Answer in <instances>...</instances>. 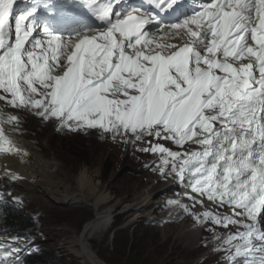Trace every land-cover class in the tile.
I'll return each instance as SVG.
<instances>
[{
  "label": "snow or ice",
  "instance_id": "snow-or-ice-1",
  "mask_svg": "<svg viewBox=\"0 0 264 264\" xmlns=\"http://www.w3.org/2000/svg\"><path fill=\"white\" fill-rule=\"evenodd\" d=\"M146 2L30 0L17 12V0H0V101L158 155L156 170L187 190L192 208L230 211L168 201L196 223L237 229L217 249L227 264H264V0H205L191 15L181 0ZM85 15L99 23L71 32L48 23ZM0 153L21 155L3 127ZM11 239L0 264L24 250L17 241L27 237Z\"/></svg>",
  "mask_w": 264,
  "mask_h": 264
},
{
  "label": "rangeland",
  "instance_id": "rangeland-1",
  "mask_svg": "<svg viewBox=\"0 0 264 264\" xmlns=\"http://www.w3.org/2000/svg\"><path fill=\"white\" fill-rule=\"evenodd\" d=\"M12 111L19 118V130L23 137L32 142L36 147L34 150L44 161L56 163V182H63L67 187L73 186L74 178L68 179L67 176H80L89 170L90 174L99 175V196H103L105 192L113 195L106 211H110L115 205L120 210H113L111 225L105 237L90 243L107 264H221L227 261L228 254L217 250L226 237L225 234L218 240L214 238L216 235H210L212 232L207 231L204 235L201 234L195 246L185 245L183 239L177 235L170 238L168 235V240L164 238L163 231H172L173 219L162 210L164 208L156 209L155 214L135 227L128 226L135 213H121L124 207L122 204L133 206L134 202H141L134 201L141 194L150 192L154 186H157L155 190H160L165 184L156 170L159 159L150 165L154 159L149 154L145 157L144 153L136 151L135 148L132 150L131 146L125 152L123 142L110 141L109 138L106 140L88 135L62 137L41 125L35 127L23 112L17 109ZM165 145L172 147L171 142H165ZM0 195L6 201H12L40 226L39 233L42 238L39 237L37 241H40L46 252L56 257V264H82L75 251L80 249L77 239L85 223L95 216L92 204L37 202L16 192L10 196L0 191ZM94 199L91 194L90 200ZM158 206L160 207V203L154 205L155 208H159Z\"/></svg>",
  "mask_w": 264,
  "mask_h": 264
},
{
  "label": "bare ground",
  "instance_id": "bare-ground-1",
  "mask_svg": "<svg viewBox=\"0 0 264 264\" xmlns=\"http://www.w3.org/2000/svg\"><path fill=\"white\" fill-rule=\"evenodd\" d=\"M21 8L22 7L17 8V10ZM8 115H11V113L8 112L3 102L0 101V118L7 117ZM0 127L4 128L5 135L21 153V155L15 153H0V187H13L15 192L19 195L35 201H47V203L54 201L61 204H92L91 206L94 209L95 216L85 223L77 239L80 249L76 250L75 254L82 260V264H107L100 258L98 253L93 250L90 243L91 241H97V239L101 240L105 237L111 225L113 210H117L115 212H118L120 208H117L115 205L111 208L112 211H106L107 208H109L108 204L113 198V195L109 192H105L103 196H99L97 192L99 189L97 184L99 175H92L89 170H86L80 176H67L68 179L74 178L75 185L73 186L70 185L67 187L63 182H56V170L58 169L56 163L44 161L34 150L36 147H34L32 142L23 137L22 132L16 126L11 124H0ZM5 147H7V145H5ZM42 152L44 153L45 149H43ZM25 153L26 155H23ZM12 176L18 178L13 180L11 178ZM158 176L163 179L161 175ZM163 181H166V183L161 187L166 188V190L163 191L160 188V190H155L157 186H154L151 188L150 192L143 193L139 198L134 199V201L141 202H134L133 206L122 204L124 207L121 213L123 212L126 214L129 211L135 213L134 217L128 223L129 227H135L139 222L155 214L154 211L158 208H155L154 205L160 201L162 206H164L162 210H165L171 219L173 218L172 231H163V236L167 240L168 235L169 238L170 236L177 235L183 239L185 245L191 246V244H197L201 238V234L204 235L207 231L216 233L219 238L221 234H224L225 228L215 226L211 223H208L210 225H208V229H204L207 223L200 224L194 222L189 214L169 204L168 201L178 200L188 205L191 211L197 212L198 214H202L205 211L213 212L217 210L218 207L215 204L205 201L204 207L197 205L195 208H192V202L186 198L187 190L180 186L177 180L170 176ZM149 186H151V184ZM166 186L169 188L167 189ZM91 194L95 197L94 201L90 200ZM169 210L172 211L170 212ZM224 212L227 213V215L230 214V211L224 210Z\"/></svg>",
  "mask_w": 264,
  "mask_h": 264
},
{
  "label": "trees",
  "instance_id": "trees-1",
  "mask_svg": "<svg viewBox=\"0 0 264 264\" xmlns=\"http://www.w3.org/2000/svg\"><path fill=\"white\" fill-rule=\"evenodd\" d=\"M2 218L3 221L9 222L10 227H13L15 231L33 228V225L28 222V219L22 213L10 208L5 210ZM29 260L31 264H56V257L46 251L41 255L30 257Z\"/></svg>",
  "mask_w": 264,
  "mask_h": 264
}]
</instances>
